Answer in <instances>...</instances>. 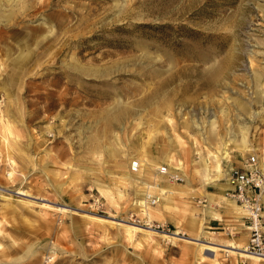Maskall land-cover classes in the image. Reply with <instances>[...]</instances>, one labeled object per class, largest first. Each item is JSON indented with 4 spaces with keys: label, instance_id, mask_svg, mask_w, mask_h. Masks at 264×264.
I'll list each match as a JSON object with an SVG mask.
<instances>
[{
    "label": "rangeland",
    "instance_id": "1",
    "mask_svg": "<svg viewBox=\"0 0 264 264\" xmlns=\"http://www.w3.org/2000/svg\"><path fill=\"white\" fill-rule=\"evenodd\" d=\"M223 151L264 168V0H0V264H264Z\"/></svg>",
    "mask_w": 264,
    "mask_h": 264
},
{
    "label": "built area",
    "instance_id": "2",
    "mask_svg": "<svg viewBox=\"0 0 264 264\" xmlns=\"http://www.w3.org/2000/svg\"><path fill=\"white\" fill-rule=\"evenodd\" d=\"M175 174L169 177L173 180L181 179ZM226 176L230 183V195L246 211L244 225L248 230V242L245 250L264 258V168L259 166L257 154L251 153L231 162Z\"/></svg>",
    "mask_w": 264,
    "mask_h": 264
},
{
    "label": "bare ground",
    "instance_id": "3",
    "mask_svg": "<svg viewBox=\"0 0 264 264\" xmlns=\"http://www.w3.org/2000/svg\"><path fill=\"white\" fill-rule=\"evenodd\" d=\"M8 13V12H7ZM6 13V14H7ZM9 110V109H8ZM2 121V120H1ZM249 149V148H248ZM251 150V149H250ZM221 155H220V158L218 159V154L216 153V154H214L213 155V157L215 158V161H216V166H215V169H216V172L218 173V176L219 175H222V176H225L226 177V181H224L225 183H224V185L223 186H225V184H226V186L228 187H230V183H229V180L227 179V176H226V174L225 173H223V168H222V164H221V162H220V160L222 159V158H226L228 155H229V152H227V151H223L222 153H220ZM218 159V160H217ZM262 167H264V165H262ZM162 171L164 170L165 171V168H160ZM163 171V172H164ZM175 175H178V174H175ZM174 175V176H175ZM221 180H222V178H220ZM24 191V190H23ZM103 193V192H102ZM24 195H27L26 193H23ZM29 197V196H28ZM34 199V198H33ZM43 199V198H42ZM45 200V199H44ZM150 200H152V199H150ZM41 201H43V200H41ZM144 214H146V216H148L149 214L148 213H144ZM151 220V219H150ZM102 221V220H101ZM107 221V220H106ZM147 221V224L146 225H141V224H132V223H128V224H125V225H123L124 226V228H125V231H126V233L128 234V235H133L134 234V232H136V231H138V230H141V227H144V228H146L147 230H149V231H151V232H153V233H157V232H155L153 229H152V227L150 226V221L149 220H146ZM112 223V222H111ZM154 223V222H153ZM152 224V223H151ZM181 231V230H180ZM207 231V230H206ZM162 233H161V235H163V236H166V237H173V236H177V235H179V234H177V231L176 232H171V233H164L165 231H161ZM182 232V231H181ZM174 233H176V234H174ZM183 234V233H182ZM201 245H203L204 246V248H203V250H206V251H215V249H217L218 247H219V245H217V244H215V243H213V242H210V241H208V242H204L203 244H201ZM220 246H224V245H220ZM225 247V246H224ZM237 250V251H236ZM226 251V250H225ZM230 251H235V252H239V253H241V254H243L244 256L246 255V256H250V257H252V258H256V259H264V258H261V257H258V256H255V255H252V254H249V253H247V251L245 250V249H242V250H240L239 248H236V247H234V246H232V247H230ZM227 252V251H226ZM235 254V253H234Z\"/></svg>",
    "mask_w": 264,
    "mask_h": 264
},
{
    "label": "crops",
    "instance_id": "4",
    "mask_svg": "<svg viewBox=\"0 0 264 264\" xmlns=\"http://www.w3.org/2000/svg\"><path fill=\"white\" fill-rule=\"evenodd\" d=\"M175 173H176V172H175ZM176 174H177V173H176ZM219 177H221V175H219ZM222 180L226 181V177H225V176H222ZM213 181H214V182H220L221 180H220V178H218V179L216 178V179H214ZM224 181H223L220 185L222 186V188L224 189V191H226V190H228L230 187H229V186L227 187L226 184H225V186H223L224 183H225ZM170 191H172V190H170ZM165 193L167 194V196H171V194L173 193V191H172V192H168V191H167V192H165ZM243 225H244V224H243Z\"/></svg>",
    "mask_w": 264,
    "mask_h": 264
}]
</instances>
